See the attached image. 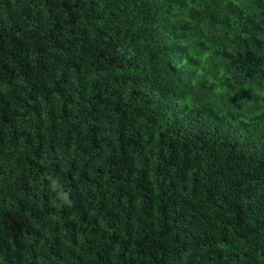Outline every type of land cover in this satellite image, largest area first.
Segmentation results:
<instances>
[{
  "label": "trees",
  "instance_id": "trees-1",
  "mask_svg": "<svg viewBox=\"0 0 264 264\" xmlns=\"http://www.w3.org/2000/svg\"><path fill=\"white\" fill-rule=\"evenodd\" d=\"M0 264H264V0H0Z\"/></svg>",
  "mask_w": 264,
  "mask_h": 264
},
{
  "label": "clouds",
  "instance_id": "clouds-1",
  "mask_svg": "<svg viewBox=\"0 0 264 264\" xmlns=\"http://www.w3.org/2000/svg\"><path fill=\"white\" fill-rule=\"evenodd\" d=\"M52 187H53V190H59L58 196L62 201L70 202V201H68V193L62 191L61 185H59L56 181H53Z\"/></svg>",
  "mask_w": 264,
  "mask_h": 264
}]
</instances>
